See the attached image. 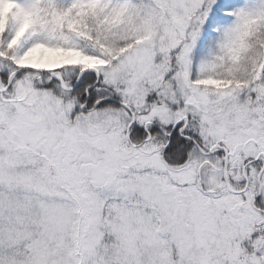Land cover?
Wrapping results in <instances>:
<instances>
[{
  "label": "snow or ice",
  "instance_id": "1",
  "mask_svg": "<svg viewBox=\"0 0 264 264\" xmlns=\"http://www.w3.org/2000/svg\"><path fill=\"white\" fill-rule=\"evenodd\" d=\"M0 264H264V0H0Z\"/></svg>",
  "mask_w": 264,
  "mask_h": 264
}]
</instances>
